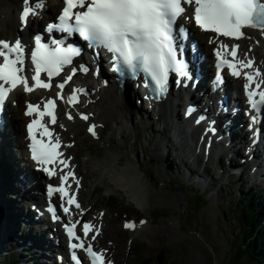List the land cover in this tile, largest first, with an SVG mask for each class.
<instances>
[{
	"label": "snow or ice",
	"instance_id": "1",
	"mask_svg": "<svg viewBox=\"0 0 264 264\" xmlns=\"http://www.w3.org/2000/svg\"><path fill=\"white\" fill-rule=\"evenodd\" d=\"M64 3L66 6L58 17L59 22L51 24L50 29L78 33L89 42V47L106 49L113 54L114 71L145 74L155 86L154 90L161 95L166 92L170 73L188 75L185 63L177 58L175 29L177 18L187 11L186 6L193 7L191 17L186 18L194 20L202 31L217 34V38L223 36L239 40L245 37L246 28L264 32V0H64ZM44 6L36 4L35 0H29L28 6L22 11L23 23L26 25L30 16L36 15L39 8ZM179 32L183 36L185 30L181 29ZM53 44L59 46L52 47L42 43L38 36L34 50L28 51L20 39L14 42L0 40V108L9 94L19 86H23L28 93L36 88L51 90L53 78L60 76L66 66L72 65L73 57L80 53L75 47H65L61 41L54 40ZM239 47V44L230 46L221 41L215 51L218 67L221 70L227 67L233 76L243 75L248 82L245 88L251 108L254 112L264 113V72L255 67L253 58H240ZM28 55L34 66L30 69L33 72L30 77L26 70ZM80 70L88 72L87 67L81 66ZM76 71V67L70 68L63 82L56 85L59 89L57 97L66 99L73 106L79 103L78 93L84 90L76 88L67 98L63 90L72 81ZM42 73H46L47 81L41 78ZM217 81L222 83L223 77L218 75ZM56 107V99H50L44 104L43 110L40 105L29 104L27 112L30 116L35 113L39 117L28 125L32 159L49 176L56 175L55 167L49 166L59 164L68 167L69 164L59 151V136L44 122V117L47 116L52 125L57 123ZM68 118L73 119L71 113ZM80 118L88 120L89 116L81 114ZM257 121L258 116L253 115L252 123ZM95 129V124L88 129L93 136L96 135ZM73 176L74 173L69 170L61 177L60 186H50L48 189L50 194L59 193L62 199H66L67 206L63 208L66 214L70 212L72 205L80 208L75 196L69 193L71 185L66 186L69 177ZM93 227L88 223L83 225L84 237L88 236ZM125 227L134 229L136 225L127 223ZM75 228L76 224L66 225L69 236L79 241L72 244V248L85 249L92 264H105L104 253L94 251L91 245L85 247L84 239L76 234Z\"/></svg>",
	"mask_w": 264,
	"mask_h": 264
},
{
	"label": "rangeland",
	"instance_id": "2",
	"mask_svg": "<svg viewBox=\"0 0 264 264\" xmlns=\"http://www.w3.org/2000/svg\"><path fill=\"white\" fill-rule=\"evenodd\" d=\"M20 1L0 0L2 19V7L10 8L17 14ZM14 20L17 22L16 16ZM14 114L15 111L13 117ZM15 122L22 126L19 120ZM171 123L172 121L166 123L162 120L154 122L153 126L141 129L140 138L135 141L139 157L135 160L144 165L150 183L149 204L145 209L129 201L114 187L112 189L111 186L100 183L102 171L96 169L94 161L104 159L109 149H115V146L104 144L107 131H104L101 139L97 141L89 137L85 125L76 123L67 127L68 139L76 141L72 150L79 164V171L85 178L84 205L93 206L94 214L105 212L106 233L102 246L111 248L116 264H150V260L156 259L160 252L164 253L166 264H249L245 259H238L237 251L243 245V235L233 213V205L243 193V187L258 190V186L253 185L255 179L247 176L242 179L230 177L224 168L222 172L218 167L221 162L216 165L203 160L198 174L204 172V167L212 171L205 174L208 177L206 187L209 185V189L205 191V183L199 188L195 184L198 174L195 175L196 178L192 173L190 175L188 166H184L185 160L181 151H171L168 158L163 159L161 154L160 158H156L157 153H161L160 146L166 143L165 138L170 136V132L164 131L162 126L170 127ZM154 128H160L162 131L157 132ZM186 130L189 129L186 127ZM20 133L23 135V131ZM115 134L113 131L110 136L114 138L117 136ZM188 142L189 145H195V141ZM118 146L127 147L125 143L120 142ZM144 146L147 147L145 151ZM191 161V158L187 160L189 163ZM171 162L176 166L171 167ZM153 172L156 174L155 179L152 178ZM199 198L207 202L202 203L196 210ZM16 200L24 202L25 197L17 196ZM29 203L31 202H27ZM261 203L264 205V199L257 202ZM22 205L18 204L19 207ZM130 219H136L138 222L146 219L147 223L135 232H128L123 229V222ZM45 238L48 239V236L45 235ZM4 244L6 247L1 256H12L7 248L8 242ZM26 252L29 253L26 261L29 264H38L31 259L32 253L24 251ZM153 264H157V261L154 260Z\"/></svg>",
	"mask_w": 264,
	"mask_h": 264
},
{
	"label": "bare ground",
	"instance_id": "3",
	"mask_svg": "<svg viewBox=\"0 0 264 264\" xmlns=\"http://www.w3.org/2000/svg\"><path fill=\"white\" fill-rule=\"evenodd\" d=\"M56 2L57 0L50 1L47 4L48 9L51 6H55ZM20 3L23 6H26L28 4L26 0L20 1ZM0 6H2L1 3ZM2 9L4 10V18L2 19L0 12V36L2 37L3 35H7L8 39L24 37L25 32L20 30L19 21L17 22V24L14 20L16 16L15 12L10 8L4 6L2 7ZM256 40L259 41V38L254 37L251 40L252 44H250V46H253L255 48L254 55L258 58V63L260 65H264L259 55L258 47L260 46L255 47L254 45ZM260 44L264 46V42ZM208 50V47L203 46V51L205 53ZM245 50L248 51V47L245 48ZM77 82H82L88 87V94L86 95L88 104L80 106V108H83V111L90 115L91 122L97 123L98 138L100 139L102 133L104 131H107V133L105 134L104 144H109L111 147L115 146V149H109L107 151V156L104 159L94 161V166L96 167V169L102 171L100 183H103L107 187L111 186L112 189L114 187L116 190L122 192V194L126 196L129 201L135 202L140 207L145 209V207H147L149 204L150 183L148 180V173L145 171L144 165L140 161L137 162L135 160V158L139 159L137 149L135 148V141L140 138L139 133L141 129H145L150 122V126H153L155 116H157V114L159 113V115L163 117V121L167 123L172 121L175 129L178 130L181 136H185L186 139L195 141V132L186 130L184 126H180L179 124L175 123L176 115L173 110L172 104L169 102L165 103L167 105H160L158 107V111L151 116V121L146 122L143 119L139 118V115L141 116L140 113H142L143 109L138 108L136 104L133 105L132 103V99L134 96L135 102L137 104L138 102H141L143 105L145 104L143 100L140 101V98L133 89L126 88L125 91L121 93L114 85L103 87L101 83L99 84V78L96 79L90 76L78 79ZM196 103L201 104V101H196ZM168 107L170 108V110H168ZM65 124L68 125L69 122L66 121ZM12 126L14 131L13 129H11V132L9 133V127L7 128L5 149L3 150V152L2 150L0 151V263L3 264V259L8 258L9 256H1L6 247L4 243L8 242L9 246L7 244V248L8 250L10 249L11 253L16 255L22 253L24 255V251H32L35 255L36 263L48 264V252L44 253L42 242L43 237H36L33 232L34 228L28 231H24L25 235L30 236V240L32 241L31 246L27 245L24 236H18V234L21 233L20 230L23 229L22 216L26 215L25 208L21 210L22 206L19 207L18 204H24L28 201L29 197H32L31 191H33V188H31V190H29L27 193L26 188L22 185L21 182L14 183L12 188L9 186V180L14 179V177L16 176L14 172L7 173L9 166L18 167L17 159L14 158L15 155L12 154L11 149L17 151V153H22L24 151V144L21 140L20 142L11 141L12 135L18 136L17 139H21V134L19 133V125L13 122ZM154 130L157 132H161L160 128H154ZM113 131L116 133L115 135H117L114 138L110 136V134H113ZM239 133L240 132L237 131L236 127H232L230 135L225 137L227 149L224 150V155L221 156L218 161L222 163L224 162V158L227 156V154H232L231 159H227L228 169L234 168L241 163V156L243 154L242 150H244L246 145L248 144V136L244 135L243 138H238ZM221 134H225L224 129H221ZM170 138L171 137L165 138L166 143H172ZM119 142L125 143L127 147H119ZM172 147L175 148L176 146L172 144ZM146 149L147 147L144 146V151ZM183 149L187 153H192L194 151L193 148L188 147L186 143L184 144ZM196 152L198 154L201 153L198 150ZM160 154L161 153L158 152L156 158H160ZM262 157L263 153L261 151H257L255 153L256 159L260 160ZM210 160L215 164L216 159H213L212 155L210 156ZM219 164L220 163H218V165ZM196 165V162H194L188 166L190 175L191 173H194V168L196 167ZM170 166L174 167L176 165L172 163L170 164ZM261 167L262 163L259 168ZM257 174H260L261 177H264V174L260 171ZM155 175V172H153V179H155ZM207 180V176L202 177V183H205V188H207ZM258 189H264L262 180L259 181ZM17 196H19L20 198L25 197V201H17ZM10 213L13 216L18 215L15 219V222H10L11 224L8 220L2 219L5 214L8 215ZM33 223L35 227L38 226V223ZM50 264H52V262H50Z\"/></svg>",
	"mask_w": 264,
	"mask_h": 264
},
{
	"label": "trees",
	"instance_id": "4",
	"mask_svg": "<svg viewBox=\"0 0 264 264\" xmlns=\"http://www.w3.org/2000/svg\"><path fill=\"white\" fill-rule=\"evenodd\" d=\"M243 193L237 197L233 205L238 226L243 235V245L238 248V259L247 260L249 264H264V205L257 202L263 200L262 193L255 189L242 188ZM207 200L199 198L195 206L198 210ZM166 264L163 252L156 259H151L150 264Z\"/></svg>",
	"mask_w": 264,
	"mask_h": 264
}]
</instances>
